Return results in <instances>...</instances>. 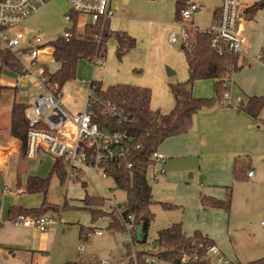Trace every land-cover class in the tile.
<instances>
[{
    "label": "rangeland",
    "instance_id": "obj_1",
    "mask_svg": "<svg viewBox=\"0 0 264 264\" xmlns=\"http://www.w3.org/2000/svg\"><path fill=\"white\" fill-rule=\"evenodd\" d=\"M114 1L115 4L118 3L119 10L116 12L113 10L115 18L110 20V27L113 30H123L131 34L136 41L135 47L119 60L116 57L115 40L109 39L106 42L105 58L99 59V65L94 67V61H80L77 64L75 79L66 83L60 90V103L70 113L78 112L85 103L87 87L81 85V81L99 83L102 89L117 84H146L145 88L151 90V105L153 102V105L156 106H164L167 100L173 101L169 92L170 86L187 81L183 51L180 49V45L168 42L169 34L177 31V27L174 26L173 0H128L126 3L121 0ZM255 1L257 0H242V6H250ZM195 2L200 6V10L193 17L194 26L208 28L211 25L212 12L220 5V2L219 0H195ZM68 13L69 7L64 0H51L24 21L13 26L9 33L15 34L20 31L28 39L36 36L41 39L43 44L50 45L66 30L73 29V24L64 20ZM240 17L238 28L240 23H248L245 24L247 29L244 35L251 43V46L247 47V53L252 58L259 53L256 41L259 39L260 31L263 30L261 27L264 23V9L262 12L256 13L254 22L246 18L244 10H241ZM79 18L81 22L88 21L84 16ZM37 61L44 63L46 69L51 73L56 70V64L51 54H40ZM30 70L34 74L33 80L39 79L38 69L30 68ZM167 70L173 74L168 75ZM15 77L16 74L12 71L7 69L0 71V86L7 88L0 94V140L10 137L7 128L12 102L23 103L29 96L36 95L32 80L16 83ZM15 87H17L16 94L13 92ZM192 94L197 99L214 98L216 96L214 80L195 81ZM257 116L264 121V103ZM175 138H167L158 146L157 150L164 157L167 156V153L162 150L163 145L170 143ZM27 164L31 175L45 178L50 174L53 159L45 154V156H40V160H28ZM255 172L254 179L241 181H236L230 172L231 181L228 185L231 190L230 211L226 213L221 209H216L225 213V221L221 223V231L215 237L210 238L214 240L219 256L230 264H248L264 258V225H260V222H264L263 164H260ZM5 178L8 192L2 199L3 203L40 205L41 202H45L50 205L45 207V210H52L50 211L52 213L57 211L58 207L62 215L60 221L57 217L52 219L55 226H58V234L47 255H25L15 259L8 257L4 264H78L79 262L87 263L88 260L93 259L118 261L125 256L127 249L129 252L149 250L152 243L156 242L157 232L164 229L168 220L174 215L164 212L160 205L156 204L153 207L155 217L146 235V242L143 244L134 243L131 249L130 247L126 249L125 247L128 246L131 239V233L126 230L114 232L107 230L110 219L118 216L117 209H122L126 205L125 193L112 180L108 179L101 184L92 174H87L84 180L87 182L85 188L80 182L60 184L54 175H50L45 195L42 193L25 194L16 198L17 191L15 189L17 187L13 183V175L9 172ZM90 183H93L95 187L91 192L88 190ZM150 186L152 194L156 196L155 183L150 182ZM20 187L23 189L22 185ZM224 191V198H216V200L226 198L227 190L224 189ZM95 192L99 193L98 196L109 199L114 206L111 207L110 203L103 205L100 210L102 219L92 223L88 212L76 209L80 207L76 201L85 196H94ZM65 202L69 208L62 211ZM180 213L178 211V215ZM42 215L51 217L49 213ZM64 218H68V220H64ZM54 224L49 225L47 230H50ZM80 226L82 227L81 238H79ZM92 226L102 230V237L91 235L85 239L86 230ZM80 246L85 249L83 255L77 252V248ZM209 256L211 264H217V256L213 254Z\"/></svg>",
    "mask_w": 264,
    "mask_h": 264
},
{
    "label": "trees",
    "instance_id": "obj_2",
    "mask_svg": "<svg viewBox=\"0 0 264 264\" xmlns=\"http://www.w3.org/2000/svg\"><path fill=\"white\" fill-rule=\"evenodd\" d=\"M186 0H174V17H179V11L184 7ZM264 9V0H257L246 7L244 14L248 20L253 19L256 12ZM74 22L76 15L68 13ZM28 18V17H27ZM100 34V39L95 40L94 35ZM113 39L116 42V57L121 60L130 50L135 47V39L123 31H114L109 28L108 22L101 26H88L84 37H73L64 41L61 37L50 43L53 49L52 58L57 68L54 72H47L46 81L60 93L61 88L75 79L76 67L80 61H91L94 58L103 59L106 54V42ZM182 51L187 63L188 78L184 83H177L169 87V92L174 99L175 105L169 114H162L158 110L150 108L151 90L145 87L117 84L102 89L99 83L94 82L95 97L103 99L114 105L126 121L119 124L117 119H108L100 110L93 106L92 111L97 120L110 129H121L126 131L133 139L131 161L133 167L130 170H117L114 166H107V174L115 185L125 193L126 205L120 215L110 219L107 230L125 231L123 221L129 215H133L135 230L131 233L136 241V229L140 227L143 244L146 235L154 220L153 207L159 204L163 209L172 208L166 203H157L153 200L152 189L148 183L147 170L152 166V152L167 138L186 134L192 127L193 116L201 109L209 107L212 102L221 101L223 93L227 91L230 77L238 69L236 65L237 55L219 54L211 47L210 37L196 31L190 34L187 45L182 46ZM264 59V46L258 54ZM7 69L17 74L18 61L14 56L0 49V71ZM213 79L215 81V99H196L192 96L191 87L195 81ZM4 88L0 86V94ZM264 103L263 98H249L243 106L244 110L251 115H258ZM242 107V108H243ZM24 105L12 102L10 108V125L8 134L19 138L22 143V151H25V121ZM248 161L236 159L233 163L232 174L236 181L248 179L246 173L249 170ZM50 175H54L60 184L66 180L65 165L59 159H54ZM39 179L30 177L27 179L25 191L27 193H43L45 195L50 177ZM225 200L201 197L200 203L203 208L221 209L226 213L230 211L231 190L227 188ZM107 202L100 197L85 196L80 200L83 209L90 215L91 222L101 220V207ZM50 206L43 202L37 209L29 211L25 209L14 210L13 215L41 216L52 210H45ZM112 207V205H110ZM109 206V207H110ZM69 205L65 202L62 211L67 210ZM45 210V211H44ZM59 208L57 207V211ZM32 213V214H31ZM54 213V212H53ZM105 216V215H104ZM103 216V217H104ZM155 241L157 245L150 247L147 251L135 252L134 259H129L127 264H144L145 257H151L156 264H211L209 247L214 242L201 234L199 231L187 236L182 230L180 223H173L165 229L157 232ZM130 254L127 249L125 256ZM97 260L79 262L78 264H97ZM76 264V263H67ZM248 264H264V258Z\"/></svg>",
    "mask_w": 264,
    "mask_h": 264
},
{
    "label": "crops",
    "instance_id": "obj_3",
    "mask_svg": "<svg viewBox=\"0 0 264 264\" xmlns=\"http://www.w3.org/2000/svg\"><path fill=\"white\" fill-rule=\"evenodd\" d=\"M127 1L128 0H121L123 3ZM189 1L196 4L195 0ZM219 2L221 3V0H219ZM219 7L220 5L213 10L211 17H213ZM246 7L248 6L243 5L241 10H245ZM110 9L112 12L113 10L115 12L118 11V3L115 4V1L113 2V0H111ZM259 11L262 12V10ZM259 11L256 13H260ZM255 15L253 19L249 21L254 22ZM113 18H115L114 12L113 17L108 21L111 30L113 29L110 27V20ZM75 22L76 23L71 21L73 26L76 25L77 28L83 24H87V22H81L80 18L76 19ZM245 24L248 23H240L238 28V33L243 39V45L241 51L237 55L236 65L238 69L232 73L226 91L229 94L228 103H222V100L219 102L215 101L212 102L211 106L205 107L196 113L193 116L192 127L186 134L176 136L170 143L163 145L162 150L167 153L165 160L163 162H154L147 170V174L154 173L156 176L155 179L148 178L149 185L150 182H152L155 183L156 186V196L152 194L153 200L157 203L169 204L172 207L170 209H163L160 206L164 212L174 214L168 220L166 227L173 223H180L187 236H190L195 231H199L213 242L214 240L210 237H215L221 231V223L225 221V213L215 208H203L200 203V198H224V189L227 190L229 187L228 185L232 176V173L230 176V172H232L233 163L236 159H245L248 161V172L251 171L253 173L252 177H247L248 179L255 178V171L260 164L264 166V121L256 115L248 114L243 107L249 98L255 97L264 99V64L257 60L258 55L252 58L248 56L247 47L251 46V43H249V39L247 40L248 37L244 35L247 29ZM255 24L257 25V22H255ZM261 29L263 30L260 31L259 39L256 41L259 52L264 46V23ZM254 30L258 31L257 29ZM126 33L133 37L128 32ZM185 64L187 70L186 60ZM172 74L171 72L170 75ZM131 85L147 87L146 84L139 83ZM3 88V90L7 89L6 87ZM13 92L14 94L17 93V87L13 88ZM214 99L215 97L205 100ZM172 100L173 101L170 102L167 100L164 106L153 105V102L151 105L150 102V108L152 110H158L162 114H169L175 105L173 97ZM20 104H25V102ZM8 130L9 126L7 128V131ZM2 144H7L14 148L12 155L8 157L6 165L3 167V172L4 182L9 172L13 175V183L14 186L17 187V189H15L17 191L16 198L25 194H41L27 193L25 191L28 178L46 179L48 176L43 178L31 175L30 168L27 164V161L30 159L25 157V151L21 152V140L10 136L5 140H0V147ZM40 156H45V153L39 152L36 158L30 161L40 160ZM161 170L163 171L162 173ZM65 171L67 174L66 167ZM87 174H92L101 184L109 179L106 178L103 180L101 179L100 171L82 166L77 179L68 181L66 177L65 182H80L86 188L87 182L84 180ZM21 185L23 189H20ZM93 188H95L94 184L90 183L88 186L89 192H91ZM98 194V192H95V195H91L90 197L103 198L98 196ZM82 199H77L76 201L79 206H81L80 200ZM104 199L107 200L106 203L113 205L109 199ZM42 203L43 202H41L40 205ZM40 205H27L25 203L20 205L15 202L7 204L2 202L3 217L2 224L0 225V255L4 263L7 261L8 257L15 259L16 257H24L25 255H47L49 253V249L52 243H54L55 236L58 234L57 225L55 226L54 224L53 227L46 232H38L32 228L14 226L11 224V220L18 216L13 215L14 210L25 209L29 211L31 209H37ZM178 211L181 212L180 215H178ZM48 213L52 219L57 217L58 220L62 215L61 210L57 213ZM64 220H68V218H64ZM88 229L91 230L90 236L102 237V235L95 236L92 234V230H101L100 228L92 226ZM81 231L82 227L80 226L79 238H81ZM88 237L85 236V239Z\"/></svg>",
    "mask_w": 264,
    "mask_h": 264
},
{
    "label": "built area",
    "instance_id": "obj_4",
    "mask_svg": "<svg viewBox=\"0 0 264 264\" xmlns=\"http://www.w3.org/2000/svg\"><path fill=\"white\" fill-rule=\"evenodd\" d=\"M51 0H0V49L10 52L18 61L19 69L16 74V83L32 80V86L36 89V95L29 96L24 105L25 121V157L35 159L39 152H43L54 159H59L67 170V180H75L79 175L80 168L87 166L100 171L101 179H111L107 174V166H114L117 170H130L133 167L131 161L133 139L124 130L110 129L103 125L92 108L96 106L103 116L108 119H117L121 124L126 121L125 116L114 105L103 99L95 97V85L81 81V85L87 87V97L82 109L76 113L65 110L59 100L60 93L46 81L48 70L44 63L37 61L40 54L52 56L53 49L49 44H43L39 37L28 39L24 33L10 34L9 30L24 21L31 14ZM71 14L87 18V24L76 25L72 30H66L61 38L69 41L73 37H84L88 26H103L113 17L110 9L111 0H64ZM242 8V0H221L220 7L213 15L211 25L208 28L194 26L193 17L200 7L189 0L185 1L184 7L179 11L178 19L174 20L176 32H171L168 41L180 46L187 45L190 34L194 31L210 37L211 47L219 54L228 53L238 55L243 45V39L238 33V23ZM64 20L71 22L69 14ZM74 23H76L74 21ZM79 33V34H77ZM95 40L100 39V34L94 35ZM49 45V46H48ZM257 60L264 64V59L258 55ZM94 67L99 65V59L94 58ZM90 61V62H91ZM30 68H37L39 79L34 78ZM228 92L223 93L222 103H228ZM14 148L2 144L0 147V225L2 224L3 208L2 199L8 192L4 182L3 167L7 159L12 155ZM151 159L154 162H163L165 157L158 150L152 152ZM163 171L161 170V173ZM251 171L246 177H252ZM147 178L155 179L154 173L147 174ZM123 209V208H122ZM122 209H117L120 215ZM14 226L32 228L38 232H46L49 225L54 224L51 217L45 215H18L11 220ZM261 226L264 222L260 223ZM123 226L126 231L132 233L134 228L133 215H129ZM91 230L87 229L85 236L88 237ZM95 236H101V230H92ZM134 239L131 234L128 247L133 246ZM124 246V245H123ZM78 254H84V247L77 249ZM209 254L217 256V264H230L219 256L215 246L208 249ZM135 252H130L127 257H121L118 261L97 260V264H127L129 259H134ZM144 264H156L151 257H145ZM0 264H4L0 255Z\"/></svg>",
    "mask_w": 264,
    "mask_h": 264
},
{
    "label": "water",
    "instance_id": "obj_5",
    "mask_svg": "<svg viewBox=\"0 0 264 264\" xmlns=\"http://www.w3.org/2000/svg\"><path fill=\"white\" fill-rule=\"evenodd\" d=\"M181 48H182V46H181ZM167 73H168V75L171 74V72L168 70H167ZM135 236H136L137 243L140 244L142 242L140 227H137ZM156 245H157V242L152 243V248H154Z\"/></svg>",
    "mask_w": 264,
    "mask_h": 264
}]
</instances>
